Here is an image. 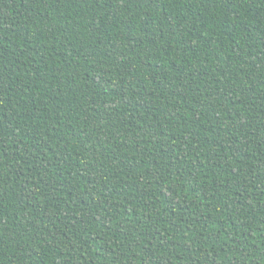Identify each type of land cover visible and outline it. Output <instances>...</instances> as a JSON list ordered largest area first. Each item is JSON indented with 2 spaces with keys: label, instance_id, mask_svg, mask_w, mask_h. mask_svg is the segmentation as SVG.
<instances>
[{
  "label": "trees",
  "instance_id": "trees-1",
  "mask_svg": "<svg viewBox=\"0 0 264 264\" xmlns=\"http://www.w3.org/2000/svg\"><path fill=\"white\" fill-rule=\"evenodd\" d=\"M0 264H264V0H0Z\"/></svg>",
  "mask_w": 264,
  "mask_h": 264
}]
</instances>
